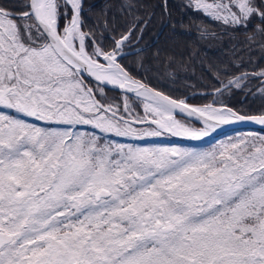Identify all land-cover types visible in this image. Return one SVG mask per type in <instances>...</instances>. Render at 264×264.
I'll return each instance as SVG.
<instances>
[{
  "label": "snow or ice",
  "instance_id": "1",
  "mask_svg": "<svg viewBox=\"0 0 264 264\" xmlns=\"http://www.w3.org/2000/svg\"><path fill=\"white\" fill-rule=\"evenodd\" d=\"M147 7L122 0L119 19L104 12L90 28L86 0H0V264H264V134L205 140L264 126V108L220 100L264 97V56L251 70L236 62L264 54V0L182 6L246 37L202 106L123 63Z\"/></svg>",
  "mask_w": 264,
  "mask_h": 264
},
{
  "label": "trees",
  "instance_id": "2",
  "mask_svg": "<svg viewBox=\"0 0 264 264\" xmlns=\"http://www.w3.org/2000/svg\"><path fill=\"white\" fill-rule=\"evenodd\" d=\"M2 2L8 7H13L18 0ZM121 3L122 0H86V6L92 9L86 17V24L90 28L98 27L104 12L119 19ZM141 3L148 6L142 11H147L152 16L143 39L133 41L125 50L131 53L123 61L128 70L136 78L145 79L150 86L174 98L188 97L190 103L199 105L212 102L215 99L214 89L219 87L213 79L216 69L228 68L236 56L243 55L244 49H236L235 46L242 44L246 37L224 36L222 28L206 16L182 7L187 0H167L168 15L160 7L162 0H141ZM201 29L216 33L219 38L202 39ZM169 56L175 58L174 63L167 61ZM262 56L264 54L259 48H253L249 54L243 55L242 60L236 62L242 64L245 70H251L261 64ZM109 95L115 97L118 93L110 92ZM220 100L245 112L257 113L264 108V97L258 92L255 95L233 93L221 97ZM248 132L264 134L263 130L243 128L207 141L215 142L225 134L238 135Z\"/></svg>",
  "mask_w": 264,
  "mask_h": 264
},
{
  "label": "water",
  "instance_id": "3",
  "mask_svg": "<svg viewBox=\"0 0 264 264\" xmlns=\"http://www.w3.org/2000/svg\"><path fill=\"white\" fill-rule=\"evenodd\" d=\"M138 79V78H137ZM188 97H186L185 99H187ZM191 104V103H190ZM192 105H196V104H192ZM197 106H202V105H197ZM243 128H250V129H259V130H263L264 131V126H260V125H255L253 123H246V124H240V125H229V126H224L223 130H221V134L230 132V131H234L237 129H243ZM214 137H217L216 134H214ZM179 140H182L181 138H176ZM211 138L206 137L205 140H209ZM184 141V140H182ZM189 142V141H186ZM192 143H199V142H192Z\"/></svg>",
  "mask_w": 264,
  "mask_h": 264
},
{
  "label": "flooded vegetation",
  "instance_id": "4",
  "mask_svg": "<svg viewBox=\"0 0 264 264\" xmlns=\"http://www.w3.org/2000/svg\"><path fill=\"white\" fill-rule=\"evenodd\" d=\"M175 140L180 142V143H187V142H184V141H181V140H177V139H175ZM169 141L171 142V139H169Z\"/></svg>",
  "mask_w": 264,
  "mask_h": 264
},
{
  "label": "rangeland",
  "instance_id": "5",
  "mask_svg": "<svg viewBox=\"0 0 264 264\" xmlns=\"http://www.w3.org/2000/svg\"><path fill=\"white\" fill-rule=\"evenodd\" d=\"M138 110H142V109H138ZM232 135V134H231ZM230 135V136H231ZM170 142V141H169ZM200 145H202L203 147H207L208 145L207 144H200Z\"/></svg>",
  "mask_w": 264,
  "mask_h": 264
}]
</instances>
